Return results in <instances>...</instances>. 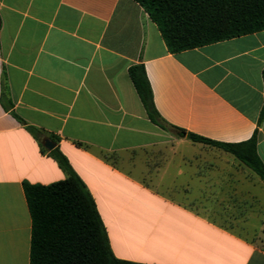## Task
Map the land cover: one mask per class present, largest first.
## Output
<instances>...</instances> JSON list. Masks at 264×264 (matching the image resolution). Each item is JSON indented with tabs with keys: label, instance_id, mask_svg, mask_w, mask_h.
<instances>
[{
	"label": "crops",
	"instance_id": "1",
	"mask_svg": "<svg viewBox=\"0 0 264 264\" xmlns=\"http://www.w3.org/2000/svg\"><path fill=\"white\" fill-rule=\"evenodd\" d=\"M136 65L166 129L149 120L134 89ZM3 74L11 104L0 101V264L30 261L23 183L66 179L17 118L54 138L117 259L264 264V202L251 192L264 191V181L186 137L239 144L256 131L264 163V31L172 54L134 0H0V94ZM202 202H228L227 217L256 216L262 227L217 225L222 217L202 215ZM184 220L193 228L177 224Z\"/></svg>",
	"mask_w": 264,
	"mask_h": 264
},
{
	"label": "trees",
	"instance_id": "2",
	"mask_svg": "<svg viewBox=\"0 0 264 264\" xmlns=\"http://www.w3.org/2000/svg\"><path fill=\"white\" fill-rule=\"evenodd\" d=\"M156 24L172 54L264 31V0H134ZM129 77L151 122L159 121L144 67L129 68ZM0 101L8 104L5 75L2 76ZM5 107V105H4ZM264 119L262 106L259 122ZM24 125L38 141L43 152L57 163L66 179L52 184L23 183L31 218L29 264H138L117 259L111 250L104 224L85 184L66 157L55 147V140L36 127ZM187 139L222 150L264 181V163L256 152L257 132L239 144L217 143L188 134ZM54 147L46 150L44 142Z\"/></svg>",
	"mask_w": 264,
	"mask_h": 264
},
{
	"label": "rangeland",
	"instance_id": "3",
	"mask_svg": "<svg viewBox=\"0 0 264 264\" xmlns=\"http://www.w3.org/2000/svg\"><path fill=\"white\" fill-rule=\"evenodd\" d=\"M208 147H211V146H208ZM155 152L156 151L146 152L144 154L135 153V155H133L131 159H144L145 160L147 156H149V155L152 156ZM251 192H254L256 195H258V197H260L259 198L260 202H264V191L258 190V189H251ZM256 202H258V201H256ZM227 203L228 202H202V208L205 212L202 215H207L209 218H214V219H218V217H216L215 215L221 216L222 221H219L217 223L215 222V223L217 225L222 226V227L236 226V228H238V229L246 228L245 230H251V231H257L262 227V224L259 221V218L256 216H252L248 220H244L245 217H243L242 215L236 216L234 214L232 217H227L226 211L230 210V208L228 209L226 207ZM191 207H195L196 210H198V211L201 210V209H199L200 208L199 202H197V204L193 203V205ZM242 209H243L242 205L234 206V208H232V210H234V212H236L237 210H242ZM228 218H230V219H228ZM177 224L181 225L185 230L186 229L188 230L192 227V224L190 221L184 220V221L179 222ZM195 229L196 230H202L204 232L211 230L209 227L205 226L202 223H197Z\"/></svg>",
	"mask_w": 264,
	"mask_h": 264
},
{
	"label": "water",
	"instance_id": "4",
	"mask_svg": "<svg viewBox=\"0 0 264 264\" xmlns=\"http://www.w3.org/2000/svg\"><path fill=\"white\" fill-rule=\"evenodd\" d=\"M43 145L47 150H52L54 147V145L49 141H45Z\"/></svg>",
	"mask_w": 264,
	"mask_h": 264
}]
</instances>
